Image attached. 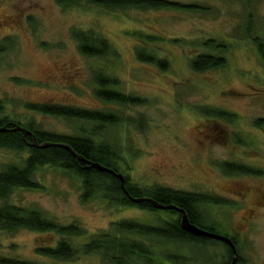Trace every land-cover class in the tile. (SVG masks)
Wrapping results in <instances>:
<instances>
[{
  "label": "rangeland",
  "instance_id": "rangeland-1",
  "mask_svg": "<svg viewBox=\"0 0 264 264\" xmlns=\"http://www.w3.org/2000/svg\"><path fill=\"white\" fill-rule=\"evenodd\" d=\"M169 1L196 9H108L90 0H0L1 116L60 135H92L120 155L121 174L141 188L158 186L224 200L202 208L204 223L216 234L237 240L242 264H264V63L255 42L264 44V0ZM78 31L107 39L116 55L81 54L74 38ZM138 49L153 51L164 65L140 60ZM201 54L224 56L227 64L196 73L191 62ZM97 72L116 80L115 91L141 104L121 107L102 101L96 94ZM39 104L113 112L121 122L103 126L29 108ZM205 127L218 128L228 144L202 146L198 133ZM27 155L0 149V171L21 164ZM228 165L253 173H235L238 169ZM35 179L42 190H15L8 203L39 210L62 226H80L86 235L69 238L74 247L110 231L119 221L158 226L174 219L167 212L120 207L102 195L84 201L81 180L61 168L43 167ZM232 186L249 189L245 202L229 196L226 190ZM259 202L263 205L256 208ZM252 209L256 211L248 216ZM60 239L49 232L0 231V256L38 264H103L99 255L81 251L71 261L38 254V248L55 246ZM152 248L177 255L185 264L227 260L226 247L219 242H155Z\"/></svg>",
  "mask_w": 264,
  "mask_h": 264
},
{
  "label": "trees",
  "instance_id": "trees-1",
  "mask_svg": "<svg viewBox=\"0 0 264 264\" xmlns=\"http://www.w3.org/2000/svg\"><path fill=\"white\" fill-rule=\"evenodd\" d=\"M61 4H76L78 0H57ZM90 3L108 9H196L193 5H183L169 0H90ZM74 38L79 44L81 54L94 58H107L115 56L116 51L107 39L97 37L94 33L75 32ZM259 54L264 63V44L255 40ZM138 58L144 62L164 65L165 60L158 59L154 52H146L138 49ZM227 64L224 56L201 54L191 62V69L196 73H204L209 70L224 68ZM95 81L98 86L97 96L102 101L124 106H139L138 98L127 97L115 91L118 83L113 78L106 76L103 72L95 74ZM4 102L0 99V128L13 130L23 127L34 133L40 145L52 144L50 147L40 149L31 146L32 136H25L21 132L7 131L0 132V149H6L23 154L21 164H10L0 171V231L17 232L29 230L39 233H55L61 239L55 246L38 248L37 252L42 257L55 260L71 261L81 251L86 256L99 255L103 264H185V261L172 253L156 252L152 247L155 242L163 244H177L185 246L188 244L206 245L219 242L226 247L227 260L221 264H231L233 259L232 249L225 243L208 239L205 237H194L181 228L182 214L176 210H158L149 202L136 204L134 199L149 198L163 205H174L183 209L192 224L208 232L215 233V228L204 223L203 207L210 204L226 203L224 200L211 198L202 194L176 191L164 187L141 188L132 184L126 176L125 193L122 182L112 174L99 172L93 168L85 169V164L78 161L76 157L61 145H67L72 150L90 162H97L113 171L121 174L119 162L120 155L104 142H97L92 135L89 136H67L40 130L34 124H22L12 119L1 116L4 113ZM33 111L60 117L71 121L88 123H99L100 125H116L121 119L113 112H99L61 104H39L30 105ZM224 115V114H220ZM223 118V117H222ZM43 167H56L64 169L76 175L82 182L83 200L88 201L96 195H102L111 204L120 207H136L151 212H167L174 216L172 220H164L161 225H144L137 221L125 220L112 224L108 232L94 235L82 245L74 247L70 242L71 237L86 235L80 226L72 224L62 226L57 222L48 219L41 211L26 209L8 203L9 198L15 190H42L43 186L35 179L37 172ZM229 168H236L235 173H253L237 165H228ZM228 168V169H229ZM176 216V217H175ZM227 237V236H226ZM232 239L237 246V240ZM153 243V244H152ZM238 251V250H237ZM0 264H38L30 261L0 256ZM237 264H242L240 258Z\"/></svg>",
  "mask_w": 264,
  "mask_h": 264
},
{
  "label": "water",
  "instance_id": "water-1",
  "mask_svg": "<svg viewBox=\"0 0 264 264\" xmlns=\"http://www.w3.org/2000/svg\"><path fill=\"white\" fill-rule=\"evenodd\" d=\"M7 131H14V132H21L23 133L25 136H32L33 137V143L30 144L31 146L33 147H36V148H40V149H44V148H47V147H50L52 144H42L40 145L37 141V139L35 138L34 136V133H32L31 131L29 130H26L24 129L23 127H17L13 130H9L7 128H0V132H7ZM63 148H66L67 150H69L75 157L78 161H81L82 163L85 164V169L87 168H93L99 172H103V173H108V174H112L114 175L116 178H118L121 182H122V186H123V189L125 191L126 194H128L126 188H125V183H126V180H125V177L122 175V174H119L115 171H113L112 169L110 168H107L97 162H90V161H87L86 159H84L83 157H81L80 155L76 154L71 147L67 146V145H59ZM131 201H133L134 203L136 204H140V203H144V202H149L151 203L154 208L158 209V210H176L178 211L179 213L182 214V219H181V228L182 230H184L185 232L189 233L190 235L194 236V237H205V238H208V239H212V240H217V241H220V242H223L225 244H227L233 251V259H232V263L231 264H237V260H238V251H237V247L236 245L234 244V242L232 241L231 238L229 237H226V236H222V235H219V234H215V233H211V232H208L204 229H201L197 226H195L194 224H192L187 216V213L183 210V209H180L174 205H163V204H160L152 199H149V198H142V199H134L132 197H130Z\"/></svg>",
  "mask_w": 264,
  "mask_h": 264
},
{
  "label": "flooded vegetation",
  "instance_id": "flooded-vegetation-1",
  "mask_svg": "<svg viewBox=\"0 0 264 264\" xmlns=\"http://www.w3.org/2000/svg\"><path fill=\"white\" fill-rule=\"evenodd\" d=\"M6 20H10L9 17L5 18ZM218 128L215 127H205L203 130H200V132L198 133V138H199V143L204 146L205 144L211 142H219L221 144H228V142L224 139V137H221L218 135ZM245 190V193H244ZM226 191H228L227 193L229 194V196H236V197H240L242 199V202H245L246 200V195L249 191V189L244 188L243 190H238L236 186H232L230 187V189H227ZM260 200H264V196H262L260 198ZM264 204V203H263ZM263 204H261L260 202L257 203L256 208L259 206H262ZM256 211V209H252V210H248V216L252 215L254 212Z\"/></svg>",
  "mask_w": 264,
  "mask_h": 264
}]
</instances>
